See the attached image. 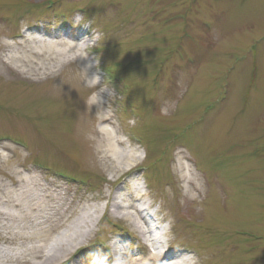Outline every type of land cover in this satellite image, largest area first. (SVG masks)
Instances as JSON below:
<instances>
[{
  "label": "rangeland",
  "instance_id": "obj_1",
  "mask_svg": "<svg viewBox=\"0 0 264 264\" xmlns=\"http://www.w3.org/2000/svg\"><path fill=\"white\" fill-rule=\"evenodd\" d=\"M51 1L0 0V264H133L140 197L190 264H264V0Z\"/></svg>",
  "mask_w": 264,
  "mask_h": 264
},
{
  "label": "bare ground",
  "instance_id": "obj_2",
  "mask_svg": "<svg viewBox=\"0 0 264 264\" xmlns=\"http://www.w3.org/2000/svg\"><path fill=\"white\" fill-rule=\"evenodd\" d=\"M81 35L77 36L76 39L81 42V47L85 44V40H83L82 38H80ZM71 41V40H70ZM71 46H78L77 44H70ZM79 46V49L81 48ZM103 121L107 122L109 121V119L104 118ZM104 131V130H103ZM107 140L110 141L111 139V134L110 132L107 133V131L105 132ZM115 144H118V141H114ZM115 151V149H114ZM124 155V157L126 156L127 159L129 160V158L132 157L131 154H122ZM125 157V158H126ZM135 157V156H134ZM126 159V160H127ZM124 162L123 165L129 167L131 165L130 160L129 161ZM141 195V194H140ZM112 202L113 207H115L116 209H119L121 207V205L114 200V198H111L110 200ZM144 202L143 199L138 198V199H132V203H131V208L134 210L135 215L134 217L132 216L130 218V220L133 222V224L137 227V229L139 230V234L142 237H146L147 234H149V236L151 237L148 242L150 243H143V247L145 246V249H147L146 252V256L143 258H136L133 261V264H190L191 262L190 257L188 255V252H185L184 250H178V251H168L165 250L163 251L161 249H158V246H162L164 244V242L162 241V239H160L158 236H152V230L154 229L153 224L151 223V221L149 220L148 216L149 214L146 212L147 206ZM81 220H78L75 225L79 224ZM84 223H86V220H82ZM160 223V222H158ZM159 228V226H158ZM89 232H91V230H88V232L83 233V234H88ZM63 239L59 238L56 243L55 246L52 247L47 254L44 255L43 261L41 262V264H48V263H55L59 260H62L64 257H66L67 255H69L72 251L73 248L80 246L82 244L78 243L80 241H78L74 246H73V242H70L68 245L67 243H63L62 242ZM168 246V243H166ZM151 247V249H150ZM78 249V248H77ZM169 249V248H168ZM70 251V253H69ZM68 253V254H67ZM163 261V262H162Z\"/></svg>",
  "mask_w": 264,
  "mask_h": 264
},
{
  "label": "clouds",
  "instance_id": "obj_3",
  "mask_svg": "<svg viewBox=\"0 0 264 264\" xmlns=\"http://www.w3.org/2000/svg\"><path fill=\"white\" fill-rule=\"evenodd\" d=\"M84 56H86V51H85ZM86 71H87V68H84V72H83V75H82V82L88 88H94L97 85V83L99 82V77L97 75H95V74H93L91 76H88L86 74ZM98 101H99V95H98V92H95L89 97V99L87 101V104L89 106H91L93 104H97Z\"/></svg>",
  "mask_w": 264,
  "mask_h": 264
}]
</instances>
